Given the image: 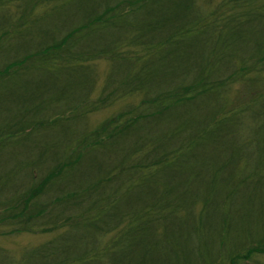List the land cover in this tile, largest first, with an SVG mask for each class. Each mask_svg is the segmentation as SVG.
<instances>
[{
	"label": "trees",
	"instance_id": "16d2710c",
	"mask_svg": "<svg viewBox=\"0 0 264 264\" xmlns=\"http://www.w3.org/2000/svg\"><path fill=\"white\" fill-rule=\"evenodd\" d=\"M0 56V264L264 257V0H0Z\"/></svg>",
	"mask_w": 264,
	"mask_h": 264
},
{
	"label": "rangeland",
	"instance_id": "374dc122",
	"mask_svg": "<svg viewBox=\"0 0 264 264\" xmlns=\"http://www.w3.org/2000/svg\"><path fill=\"white\" fill-rule=\"evenodd\" d=\"M220 0H212V4L215 2H219ZM9 10L12 11V13L17 14L20 12V10L16 9V3L13 2V4H8ZM43 9L40 7L37 8V10L33 13L41 14ZM11 43L15 44L13 41H10ZM10 43V44H11ZM20 53H23L20 51ZM12 54V53H11ZM10 54V55H11ZM0 63H1V56H0ZM94 70L93 73L95 75V78L97 79L95 81V87L97 88L96 91L93 92V96L96 95L98 92V88L100 87V84H102L103 81V75L110 69L106 62H97L94 64ZM238 86L231 87L230 89V97H233L235 95V91L237 90ZM135 99L130 100V103H133ZM128 103V101H124V103H116L111 108H106L104 112H96L93 115L87 116L86 124L89 127V129L94 128L97 123L103 122L105 120V117L107 115H110L111 113H114L116 110L122 109V107H125V105ZM7 230L4 228H0V249L4 250L7 253H11L13 257H18V254L22 251L27 249L28 247H35L38 246L42 241L49 239V236H43L42 234L38 235H32V234H17L16 236H11L6 233ZM246 264H264V257H259L255 261L247 262Z\"/></svg>",
	"mask_w": 264,
	"mask_h": 264
}]
</instances>
